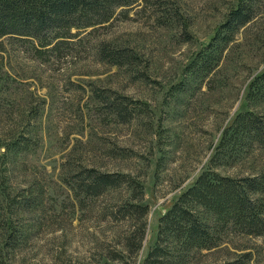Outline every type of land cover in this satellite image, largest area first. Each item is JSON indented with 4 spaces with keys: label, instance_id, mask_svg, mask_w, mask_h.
<instances>
[{
    "label": "rangeland",
    "instance_id": "obj_1",
    "mask_svg": "<svg viewBox=\"0 0 264 264\" xmlns=\"http://www.w3.org/2000/svg\"><path fill=\"white\" fill-rule=\"evenodd\" d=\"M241 1H138L55 47L0 38V264H145L160 218L202 173L264 172L263 145L222 141L238 114L264 116V93H250L264 72V0L222 29ZM102 43L132 64L101 60ZM94 90L127 100L131 119ZM81 169L123 178L87 198L71 179ZM129 205L146 212L122 216ZM182 264H264V234L227 230Z\"/></svg>",
    "mask_w": 264,
    "mask_h": 264
},
{
    "label": "trees",
    "instance_id": "obj_2",
    "mask_svg": "<svg viewBox=\"0 0 264 264\" xmlns=\"http://www.w3.org/2000/svg\"><path fill=\"white\" fill-rule=\"evenodd\" d=\"M138 1L149 3V0H0V38H31L38 40L42 47L52 44L55 47L70 37L72 30L105 24L116 9L132 6ZM251 18L252 4L243 0L229 13L222 29L231 32ZM97 54L114 66L133 62L123 49H108L103 43ZM93 92L95 98L105 104L109 114L120 122L131 119L133 113L124 103L127 100L111 99L109 95L104 96V92ZM250 93L262 96L264 72L254 79ZM244 138L264 147V116L251 112L238 114L222 141L237 143ZM224 143L218 147L212 163L219 164ZM122 178L94 169H81L71 177L78 194L87 198L118 188ZM131 210L146 212L145 208L136 205L122 208L123 214L118 212L125 216L132 214ZM207 216L215 220L208 221ZM227 230L247 237L264 234V172L237 178L220 176L210 169L202 173L160 218L157 241L145 264H182L192 250L214 248ZM139 246L137 244L134 249Z\"/></svg>",
    "mask_w": 264,
    "mask_h": 264
}]
</instances>
